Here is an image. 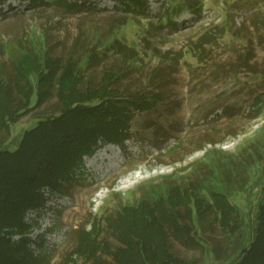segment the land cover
<instances>
[{"label": "rangeland", "instance_id": "374dc122", "mask_svg": "<svg viewBox=\"0 0 264 264\" xmlns=\"http://www.w3.org/2000/svg\"><path fill=\"white\" fill-rule=\"evenodd\" d=\"M193 1L149 0L145 14L116 0H93V8L72 10L56 0L0 3L5 74L14 70L4 43L49 49L64 61L71 52L93 49L84 88L112 73L118 74L112 86L125 96L164 91L155 111L136 113L123 146L108 143L87 156L85 172L65 193L48 189L46 207L28 212L29 221L37 220L32 247L43 264L64 263L79 228H91L94 220L103 237L118 245L106 216L176 184L194 189L205 203L212 202L211 189L227 191L241 225L240 232L227 235L216 212L200 222L194 208L201 243L187 246L171 237L176 253L205 264H234L241 239L254 237L264 199V102L254 108L264 93V0H199L188 8ZM128 47L136 51L134 59ZM52 91L41 105L35 93L29 112L10 130L0 129L1 147L15 149L40 117L58 113L61 103ZM67 264L96 263L75 254Z\"/></svg>", "mask_w": 264, "mask_h": 264}, {"label": "trees", "instance_id": "16d2710c", "mask_svg": "<svg viewBox=\"0 0 264 264\" xmlns=\"http://www.w3.org/2000/svg\"><path fill=\"white\" fill-rule=\"evenodd\" d=\"M56 1L69 10L78 5L93 8L94 4L93 0ZM116 1L130 12L145 14L149 8V0ZM190 3L187 7L192 9L200 1ZM3 46L14 75L0 69V129L10 130L29 112L35 93L37 105H41L54 88L61 103L57 114L42 116L26 129L15 149L0 146V264H43L42 256L32 247L35 240L31 233L37 220L29 221L28 212L46 207L48 189L51 194L65 193L68 185L85 172L87 156L108 143L123 146L132 137L136 113L155 111L164 91L125 96L112 86L118 77L112 73H107L102 83L84 88V69L93 62V49L79 55L71 52L64 61L63 55L51 54L49 49L17 47L14 43ZM128 49L134 59L136 51ZM256 98L254 108H259L264 93ZM161 107L168 105L163 103ZM210 194L212 202L205 203L194 189L176 184L143 196L137 204L123 205L115 215L106 216L118 245L103 237L98 220H94L91 228H79L77 244L62 264L75 254L96 264H205L176 253L170 238L187 246L201 243L194 208L200 222L216 212L225 234L240 232L239 209L229 193L213 188ZM246 240L241 239L234 264H264V199L258 208L255 235Z\"/></svg>", "mask_w": 264, "mask_h": 264}]
</instances>
